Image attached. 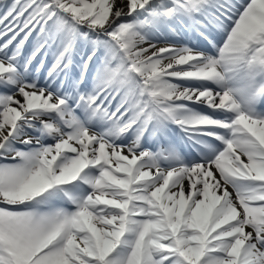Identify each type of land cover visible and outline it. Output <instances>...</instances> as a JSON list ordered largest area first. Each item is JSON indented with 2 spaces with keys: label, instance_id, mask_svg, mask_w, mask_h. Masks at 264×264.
<instances>
[{
  "label": "snow or ice",
  "instance_id": "6c2138e0",
  "mask_svg": "<svg viewBox=\"0 0 264 264\" xmlns=\"http://www.w3.org/2000/svg\"><path fill=\"white\" fill-rule=\"evenodd\" d=\"M0 264H264V0H0Z\"/></svg>",
  "mask_w": 264,
  "mask_h": 264
},
{
  "label": "bare ground",
  "instance_id": "6f19581e",
  "mask_svg": "<svg viewBox=\"0 0 264 264\" xmlns=\"http://www.w3.org/2000/svg\"><path fill=\"white\" fill-rule=\"evenodd\" d=\"M9 2H10V0H9Z\"/></svg>",
  "mask_w": 264,
  "mask_h": 264
}]
</instances>
